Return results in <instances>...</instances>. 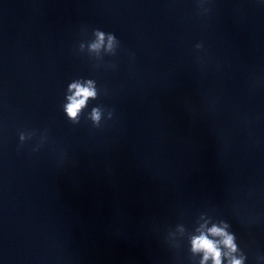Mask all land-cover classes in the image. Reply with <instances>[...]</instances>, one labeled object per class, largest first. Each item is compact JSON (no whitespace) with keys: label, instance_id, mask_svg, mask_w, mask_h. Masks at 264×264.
I'll return each instance as SVG.
<instances>
[{"label":"water","instance_id":"1","mask_svg":"<svg viewBox=\"0 0 264 264\" xmlns=\"http://www.w3.org/2000/svg\"><path fill=\"white\" fill-rule=\"evenodd\" d=\"M205 221L264 264V0H0V264H201Z\"/></svg>","mask_w":264,"mask_h":264},{"label":"clouds","instance_id":"2","mask_svg":"<svg viewBox=\"0 0 264 264\" xmlns=\"http://www.w3.org/2000/svg\"><path fill=\"white\" fill-rule=\"evenodd\" d=\"M115 43V36L105 34L102 31L96 32V39L89 44L90 50L99 51L101 47L111 50ZM69 95L64 105L65 113L70 119H76L80 110L85 106L89 97L96 96L94 81H73L69 84ZM99 109H93L91 116L94 121L100 119ZM23 139V136L21 137ZM205 221L197 230L198 234L190 239L193 253L201 254V264H222V257L227 258V264H243V257L234 255L237 251L235 237L227 231V225L212 224L207 226Z\"/></svg>","mask_w":264,"mask_h":264}]
</instances>
